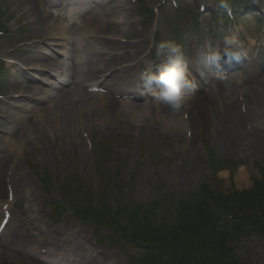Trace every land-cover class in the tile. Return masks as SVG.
<instances>
[{
  "label": "rangeland",
  "instance_id": "374dc122",
  "mask_svg": "<svg viewBox=\"0 0 264 264\" xmlns=\"http://www.w3.org/2000/svg\"><path fill=\"white\" fill-rule=\"evenodd\" d=\"M23 1L0 0V13L16 15L18 9L23 6ZM181 1L183 5L185 3L193 5L192 0ZM201 1L199 0V2ZM263 1L247 0L246 3H250L249 5H239V3L235 5L236 9L244 12L240 16V24L252 28L250 33L256 29L254 14L258 13L252 6L258 8ZM247 10L250 11V14H247ZM183 16L187 17L186 12ZM193 19L194 17L192 19L188 17L185 23L190 26ZM177 24H180L179 21ZM31 31L34 32L33 29ZM110 34L112 35L114 32ZM186 41L189 54L191 44L187 37ZM262 55L264 56V52ZM196 57L197 52H195L194 58ZM9 80H11L10 77H8V81L4 79V82L6 81L9 85ZM1 85L4 93L11 92L5 84ZM261 92L264 97V89ZM216 99L220 101L218 96ZM251 102L252 107L259 104L256 100ZM217 104L222 109L221 102ZM258 110L263 114L259 115L256 111L253 114L255 120L251 125L259 128L257 132L262 137L257 132L255 133L256 138L254 139L257 143L252 150L253 155L249 156L244 146L238 148L239 144L229 151L224 142L217 140L214 130H201L200 127H196L194 134L197 141L187 157L196 163L195 178L198 180L197 183H200L210 194L212 193L213 197L228 205L235 214L262 212L264 216V133L260 131V127H264V110ZM217 111L215 109L211 111L216 119L213 126L217 130L222 129L223 132L227 130L231 135L228 126H231L230 121L235 124L239 122L236 120V117L240 118L241 116L239 110L225 111L224 109L222 116L219 111L218 115ZM191 112L194 118L195 111L191 109ZM126 126L128 128L107 127L105 131L96 133L97 137L102 133L101 139L107 141L105 144L110 158H107L102 165V175L113 176L119 181L122 193L117 198L114 196V189H109L110 185L100 184L99 173L95 169L97 164L91 162V157L88 158V163L82 169L80 160L84 153L76 152L75 143L81 141L80 138L77 141L76 137H72L76 138V141L70 143L65 139L58 141L56 146L65 157L62 163L56 161L54 149L52 150L50 147L54 145L53 140L50 138L41 141L36 146L37 150H33V148L26 150L25 163H29L34 168V171H30L34 183L38 184V174H52L53 186L49 190L43 187L51 195L56 191V185L60 183V176L66 172L69 177H73L70 182V190L73 189V184L78 182L88 185L94 192L93 197L101 196L98 205V208H102L100 212L105 210L108 215L113 214L117 210L116 203L118 201L128 208L141 207L135 218H129L126 214L118 212V223L115 226L119 229L120 226L135 224L143 238L168 245L171 252L175 254V258L178 259V264H264V253L259 249V243L263 244L264 241L257 242L253 237L256 241L253 243L245 237L239 238L237 224L230 222L223 211L218 210L214 204L198 194L189 179L181 185L180 191L177 193L180 203L179 221L181 220L182 228L188 231V236H185L180 229L178 231L180 234L173 235L167 223L174 192V164L184 152L181 147L182 140L174 139L161 125H156L149 131V126H142L139 132L134 131L130 125ZM242 132H244L243 129ZM172 139L177 141V148H174ZM200 139L202 142L199 144ZM177 149L178 153L175 152ZM243 165L247 171V179L241 182L232 181V174L235 177L237 170ZM20 169H27V166L22 164ZM80 176L82 179L78 178ZM38 185L40 186V184ZM54 195L59 199L64 197L57 192ZM190 236L197 237L199 243L191 242ZM120 242L122 241L120 240ZM135 253L136 258L142 264L144 262L148 264L152 258L146 247L136 250ZM224 254L227 256H224L225 259L223 258Z\"/></svg>",
  "mask_w": 264,
  "mask_h": 264
},
{
  "label": "bare ground",
  "instance_id": "6f19581e",
  "mask_svg": "<svg viewBox=\"0 0 264 264\" xmlns=\"http://www.w3.org/2000/svg\"><path fill=\"white\" fill-rule=\"evenodd\" d=\"M27 4V3H26ZM29 5V4H27ZM33 6L32 8L30 6ZM30 6H28L27 8H24L23 10H26L27 12V16L29 15L30 17H35V18H39L40 13H42V10L35 6L34 3H32ZM33 20H35L33 18ZM42 20V22H41ZM40 22L41 23H45L46 27H50V29H53V31L55 32L54 36H64L67 33V29L57 23V22H52L49 19H47L46 17H43V19H41ZM91 24H94L89 30H88V34L90 35H100L101 33H104L102 31L103 28H106L107 24L104 23L103 20L97 19L95 18L94 21L93 20H89L87 23V27H89ZM98 24H102V25H98ZM50 25V26H49ZM36 29H38V26L36 27ZM35 29V30H36ZM109 30V29H108ZM53 32V33H54ZM102 35V34H101ZM59 44L57 43L56 46H58ZM97 57V55H95ZM96 63H92L89 62V65L91 66L90 70L86 73H82V72H76L75 73V79L80 78L82 80H84V77L86 76H93L94 78H97L101 73H103V69L105 68L103 66V68L101 69V66L98 68L96 65ZM236 89L234 87H230L227 89H222L219 92V95H222L224 98L225 97V92H227V99L232 100L234 97L231 95L232 91ZM32 90V89H31ZM34 91V90H33ZM76 99V100H75ZM200 100V97H196L194 100H192V102L198 103ZM155 103V102H154ZM156 106H158L159 104L155 103ZM231 104H228V106H230ZM75 106L77 107L79 110L77 113L79 112H85L88 113V111L92 112L93 117H89L87 115V117H85V127L84 130H89L91 131L92 126L94 127H98V126H102L103 123H108L111 124L112 126H115L114 124H112V121H119L121 119H123L126 116H130L131 119L135 120V124L134 126H140V124H142V113L138 110V108L134 107L133 105L130 106H124L123 107H117L115 105L112 104V100L103 97V96H94L92 94H88V93H84L81 91H77V90H64L61 91V97L60 99L55 103V106L53 108V110L50 113V124L53 129L57 128L56 130H54L53 132H57L59 136H61V138H71L72 136H74L75 134L80 135L83 132L82 128H80V126H70L71 122L69 121L71 115L73 114L72 110L70 109V107ZM167 106L165 105L164 108H166ZM195 110H196V115H195V120L198 123L199 126L201 127H206L209 128L210 127V123L209 121L211 120V117L209 116L208 112H204L202 110L199 109L198 104H195ZM102 113V114H101ZM90 115V113H88ZM98 114H101L102 116H106L107 120H105L104 122L102 120H100L98 117L96 118V116ZM84 115V114H83ZM78 118V117H77ZM76 118V120H77ZM94 122L93 124H91V122ZM169 119H166L165 123L167 124V128L169 129V131H174L175 129H181L185 126V123L182 121V123L180 124H173L170 122ZM25 126H28L27 122H24ZM201 129V128H200ZM232 130H234V127H232ZM79 131V132H78ZM234 136H239L238 137H234L228 134V131L223 132L222 129L221 131L218 132L217 134V139L221 142H224V145H226L225 147L231 151L234 149V147H236L238 144V148L241 146H244L247 151V153L249 154V156L253 155V149L256 146V139L253 138V135L248 134L247 132H242L239 127H235V131L233 132ZM8 139L5 138L3 141H5V145H7L8 147L12 148V151H14L16 149V145H14L12 143V141H7ZM18 149V148H17ZM196 171V167L193 164V166H189L188 168H185L184 171V183H186L187 177L191 175H193V173L195 174ZM223 175H225V173H223ZM247 179V171L245 169V167H241L237 170V175H236V182H241L243 180ZM4 195H6V191H4L3 189V184H2V180L0 178V206L3 205L6 202V199L4 200ZM17 200L15 203H13V205L11 206L12 209L16 208L19 205V200L20 199V193L16 194ZM12 240H18V238H12ZM17 243H19V241H17ZM12 246V245H10ZM55 258H58V256H56ZM61 261L64 262V258L61 259ZM68 264H74L72 261H67ZM0 264H34L32 262H28L26 260H22L20 258H17L16 256H12L8 253H6L5 251H0Z\"/></svg>",
  "mask_w": 264,
  "mask_h": 264
},
{
  "label": "clouds",
  "instance_id": "9594fccd",
  "mask_svg": "<svg viewBox=\"0 0 264 264\" xmlns=\"http://www.w3.org/2000/svg\"><path fill=\"white\" fill-rule=\"evenodd\" d=\"M218 6L229 16L232 15L229 0H219ZM244 47L243 42L235 36L225 37L222 51H212L206 55V59L209 63H218L225 57L229 61H239L244 55ZM156 56L161 58L162 63L155 71L151 68L146 69L141 78L146 86L156 87V91L151 94V100L165 104L171 117L170 122L180 124L186 116V108L195 90V85L189 78L190 73L182 46L173 40H161L156 45Z\"/></svg>",
  "mask_w": 264,
  "mask_h": 264
},
{
  "label": "snow or ice",
  "instance_id": "6c2138e0",
  "mask_svg": "<svg viewBox=\"0 0 264 264\" xmlns=\"http://www.w3.org/2000/svg\"><path fill=\"white\" fill-rule=\"evenodd\" d=\"M5 223H6V220H5Z\"/></svg>",
  "mask_w": 264,
  "mask_h": 264
}]
</instances>
